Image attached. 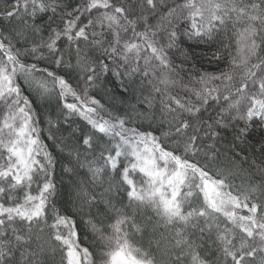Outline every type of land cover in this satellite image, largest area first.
I'll return each instance as SVG.
<instances>
[{"label":"snow or ice","instance_id":"6c2138e0","mask_svg":"<svg viewBox=\"0 0 264 264\" xmlns=\"http://www.w3.org/2000/svg\"><path fill=\"white\" fill-rule=\"evenodd\" d=\"M0 4V264H264V0Z\"/></svg>","mask_w":264,"mask_h":264},{"label":"trees","instance_id":"16d2710c","mask_svg":"<svg viewBox=\"0 0 264 264\" xmlns=\"http://www.w3.org/2000/svg\"><path fill=\"white\" fill-rule=\"evenodd\" d=\"M2 7H3V5L0 4V8H2ZM74 79H75V77H73V80ZM105 87L107 89H109L111 92L115 93L116 100L118 101L115 105L117 108L123 109V107L125 106L126 103L127 104L136 103L135 97L130 96L127 92H124L121 88L120 82L111 74L108 75L107 83H106ZM98 91L99 90L97 89L96 91L93 92V94L95 95L96 92H98ZM100 95L102 96L103 93H101ZM69 101L71 102V98H69ZM102 102H106V100L102 101ZM34 110L39 112V116L37 117V119L41 122L40 126L42 128L47 127L46 121L49 118L55 120L57 118V115H58V110L55 107V102H53L52 106L49 107L48 105H44L40 101H37L36 107ZM70 119L73 121L70 128L79 129L82 127H86V122L81 120L78 116H73ZM60 123H61L62 127L70 130L69 125L66 121L61 119ZM65 135H67V132H65ZM44 142L50 146L49 151H52V152L56 153L57 156H59V153L57 152V150L51 146L52 142L47 139V133L46 132H45V141ZM55 174H56L57 182H59V181H61V179H63L64 185L68 184V180L66 178H63V176H62L60 165H57ZM82 238L87 239L86 237H82Z\"/></svg>","mask_w":264,"mask_h":264}]
</instances>
